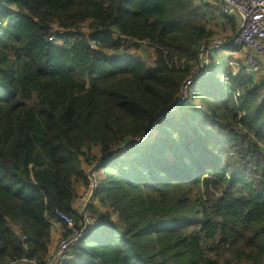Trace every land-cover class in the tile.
I'll return each mask as SVG.
<instances>
[{"label":"trees","instance_id":"1","mask_svg":"<svg viewBox=\"0 0 264 264\" xmlns=\"http://www.w3.org/2000/svg\"><path fill=\"white\" fill-rule=\"evenodd\" d=\"M208 7L0 0V264L46 259L57 213L79 221L91 160L102 210L74 264H264V83L212 60L167 113L211 38Z\"/></svg>","mask_w":264,"mask_h":264},{"label":"built area","instance_id":"2","mask_svg":"<svg viewBox=\"0 0 264 264\" xmlns=\"http://www.w3.org/2000/svg\"><path fill=\"white\" fill-rule=\"evenodd\" d=\"M212 11V12H211ZM210 22L215 19L212 13L226 19H233L237 24L234 36H222L219 40H210L200 46L198 60L191 62L193 68L190 75L182 82L176 103L167 113H178L187 107L188 99L191 96V89L194 81L208 75L212 64V53L215 50L230 49V71L234 74L244 72L248 75H255L264 83V0H215L211 6ZM213 18V20H212ZM68 33V30L54 27L49 37V42L59 44L60 37ZM91 48L97 49L94 42L90 43ZM241 58V59H239ZM184 60H182V64ZM225 83L229 82L227 76H223ZM238 94V93H237ZM236 94V95H237ZM156 121L149 131L152 132ZM148 133V134H149ZM148 135H146L147 137ZM99 161L91 160L87 165L88 185L76 198V211L79 221L65 213L58 212L57 220L52 221L53 230L65 224L64 233L59 237L52 251L43 261H30L23 259L22 264H74L76 259L73 255L74 248L79 241L88 233L93 231L99 224V217L94 214L92 208L102 210L94 198V193L99 187L104 171L99 167ZM13 263V264H18Z\"/></svg>","mask_w":264,"mask_h":264},{"label":"crops","instance_id":"3","mask_svg":"<svg viewBox=\"0 0 264 264\" xmlns=\"http://www.w3.org/2000/svg\"><path fill=\"white\" fill-rule=\"evenodd\" d=\"M208 3L210 2V0H206ZM212 17L215 19L214 21H212L211 23L215 26V35L217 36H231L233 34L236 33L237 30V24L235 22V20L233 19H226L223 18L219 15H217V13L213 14L212 13ZM211 28V25H210ZM131 53H136V54H141L144 57L148 58V55L146 54L145 51H143L142 49H140L139 51H131ZM120 54L122 56H125L126 54L123 52H120ZM230 50L226 49V50H215L212 53V60H213V64H218V65H226L229 69H230ZM212 65V64H211ZM254 78L258 79L257 76L252 75ZM259 80V79H258ZM99 150H94V153H98ZM83 168L86 171L87 170V165L86 163H83ZM85 186L84 184H80L77 186V195H80L83 190H84ZM74 208L76 207V203L74 202ZM98 207H100V204L98 205ZM65 227L63 226V223L61 222V225L57 228H55L53 230L52 233V238H51V242L49 245V253L52 251L54 245L57 243L59 237L64 233ZM77 262V260L75 261Z\"/></svg>","mask_w":264,"mask_h":264},{"label":"rangeland","instance_id":"4","mask_svg":"<svg viewBox=\"0 0 264 264\" xmlns=\"http://www.w3.org/2000/svg\"><path fill=\"white\" fill-rule=\"evenodd\" d=\"M214 6L215 5V0H210V2L208 3V10L209 11H211V6ZM212 12V11H211ZM212 20H213V18H212ZM210 25H211V36H212V40H219V38H222V36H217V35H215L214 33H215V26L210 22L209 23ZM80 33H82V34H88V23H85L81 28H80ZM232 36H234V34L233 35H231V36H229V37H232ZM61 42L62 41H60L59 42V44H61ZM136 49L134 48V50L133 51H135ZM224 50V49H223ZM228 50H230V49H228ZM231 51V50H230ZM146 54H147V52H146ZM239 59H241V58H239Z\"/></svg>","mask_w":264,"mask_h":264},{"label":"water","instance_id":"5","mask_svg":"<svg viewBox=\"0 0 264 264\" xmlns=\"http://www.w3.org/2000/svg\"><path fill=\"white\" fill-rule=\"evenodd\" d=\"M18 264H22V263H18Z\"/></svg>","mask_w":264,"mask_h":264}]
</instances>
